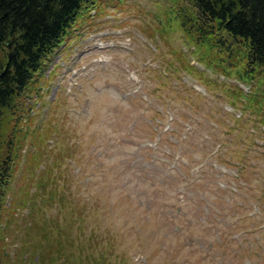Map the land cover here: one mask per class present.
Wrapping results in <instances>:
<instances>
[{"label": "rangeland", "instance_id": "rangeland-1", "mask_svg": "<svg viewBox=\"0 0 264 264\" xmlns=\"http://www.w3.org/2000/svg\"><path fill=\"white\" fill-rule=\"evenodd\" d=\"M83 8L0 123V264H40L46 221L111 238L116 264H264V70L198 47L189 0Z\"/></svg>", "mask_w": 264, "mask_h": 264}, {"label": "trees", "instance_id": "trees-1", "mask_svg": "<svg viewBox=\"0 0 264 264\" xmlns=\"http://www.w3.org/2000/svg\"><path fill=\"white\" fill-rule=\"evenodd\" d=\"M91 1L0 0V123L7 114L14 113L13 118L17 115V100L36 81L48 58L80 20L84 5ZM189 1L195 15L177 12L176 20L179 19L191 39L195 36L198 47H207L209 53H224L234 45L242 46L245 62L242 66H234L241 67L239 77L242 81L250 82L256 73L264 70V0ZM208 65L215 66L210 57ZM186 66L192 68L188 63ZM237 97L254 101V97L241 92ZM8 128L10 134L18 132L14 125ZM13 158L12 155L3 157L0 150V204ZM43 229L40 264H116L115 245L109 237L95 235L96 240L94 237L85 240L82 226H77L78 233H75L74 227L58 222L49 225L46 221ZM120 258L119 264H126Z\"/></svg>", "mask_w": 264, "mask_h": 264}]
</instances>
